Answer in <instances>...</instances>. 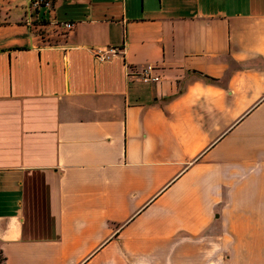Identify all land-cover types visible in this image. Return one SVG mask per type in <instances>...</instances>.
I'll return each mask as SVG.
<instances>
[{"label":"crops","instance_id":"1","mask_svg":"<svg viewBox=\"0 0 264 264\" xmlns=\"http://www.w3.org/2000/svg\"><path fill=\"white\" fill-rule=\"evenodd\" d=\"M51 2L0 0L4 264H264V0Z\"/></svg>","mask_w":264,"mask_h":264},{"label":"built area","instance_id":"2","mask_svg":"<svg viewBox=\"0 0 264 264\" xmlns=\"http://www.w3.org/2000/svg\"><path fill=\"white\" fill-rule=\"evenodd\" d=\"M31 4L36 6L37 8L42 5H52L51 0H31ZM65 28H71L73 24L71 22H64L62 24ZM117 51V48L110 47L106 50L98 49L96 51V54L101 59H107L111 56V54L115 53ZM132 73L135 74L138 79L142 82L150 83V82H156L161 79V75L158 73V67L154 64H145L141 67L138 71H133Z\"/></svg>","mask_w":264,"mask_h":264},{"label":"trees","instance_id":"3","mask_svg":"<svg viewBox=\"0 0 264 264\" xmlns=\"http://www.w3.org/2000/svg\"><path fill=\"white\" fill-rule=\"evenodd\" d=\"M5 257L0 254V264H4Z\"/></svg>","mask_w":264,"mask_h":264}]
</instances>
